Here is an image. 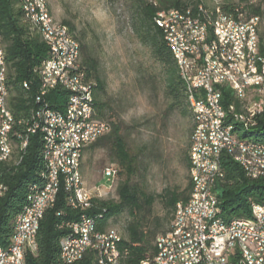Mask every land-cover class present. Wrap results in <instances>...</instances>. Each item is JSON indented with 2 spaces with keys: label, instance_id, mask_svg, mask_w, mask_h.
<instances>
[{
  "label": "bare ground",
  "instance_id": "obj_1",
  "mask_svg": "<svg viewBox=\"0 0 264 264\" xmlns=\"http://www.w3.org/2000/svg\"><path fill=\"white\" fill-rule=\"evenodd\" d=\"M19 6L22 17L31 28H35L41 41L48 49L47 57L42 61L39 68L42 72L38 75V89L34 98H43V92L51 94L55 90H62L67 93V97L62 110H54L48 121L49 110H51L48 99L43 101V105H35L31 117L26 121H19L22 125V134H17L16 139L21 141V150L28 145V139L33 134H40L42 141L41 157L45 164V173L43 181L40 184L29 188L26 203L21 212L14 220L13 232L10 240L5 247L15 249V264H25L28 256V239L17 241V230H21V223L24 222L26 214L33 208V203H37L42 196V204L34 208V214L31 216V227L34 231L33 255L37 253V233L40 223L46 211L53 208L58 196L59 183L51 181L50 166L52 163V150L61 146L63 142V154L65 162H58V171L65 173L62 188L66 192V202L75 211L80 214L75 220H69V224L64 227V243L59 240V259L63 264H76L81 261L87 253H94L96 257L95 264H109L110 256L107 253L112 251V264H120L121 253L119 250L120 241H113L108 237L110 232L114 238H121L114 229H107L105 232H98L96 221L93 217L85 214L91 207L92 197L85 190L83 179L80 172V163L78 149L83 153L84 149L90 146V140L85 132L89 130V109L91 102H94L93 94L95 85L86 77H80L79 66L80 45L73 37L66 26L54 20L48 7L47 0H19ZM200 12L204 13L202 7ZM218 13V12H217ZM205 14V13H204ZM159 23H167L169 16L172 15V21L178 22L179 28L186 29L185 44H192L196 38L203 32L206 38L200 39V46L204 47L205 58L209 70V79L200 77L198 73L204 70V62H201L199 51H192V58H187L182 54V47L175 46L170 37L176 36V28H168L164 31L161 24L156 25L162 30L164 41L175 60L179 77L183 82L187 93V104L193 122L192 132L189 140L188 176L191 184L190 194L186 201H179L175 205L173 219L170 229L164 234H176L177 225L190 223L194 232H202V229H209L212 213L220 208V203L215 193L216 184L222 181L224 173L221 169L223 157L229 158L245 173L249 179L264 178V166L253 163L251 150L247 147H237L224 152L219 140L221 139V127L223 126V141L233 142L241 141L245 144H253V147L264 148V143L253 142L250 136L255 127L245 123L242 119H248V115L253 112V105L237 103L239 101L238 91H245L244 74L246 71L253 70L252 75H246V82L259 80L264 76V57L259 51L258 26L259 17H250L247 20L241 18L233 19L231 16L221 15L214 19L207 18L201 21L198 17L191 16L188 10L181 12L178 10L161 11ZM221 20L247 22V26H253L255 42V52L253 38L249 36H238L239 49H226L223 46L224 32L221 26ZM226 33H233V26H226ZM258 61H262L261 69H258ZM51 66V76L49 65ZM43 79H50L43 84ZM197 81V84H195ZM25 89L28 88L23 83ZM227 87L230 90L233 101L231 108L222 105L221 88ZM205 89L211 99L205 96ZM219 89V92H218ZM73 92H83V96L74 98ZM33 98V100H34ZM8 90L6 86V60L5 49L0 36V130L4 128V118L7 120L6 132H1V142H5V155L0 156V164L10 158L12 152L11 132L14 119L7 108ZM264 111V106L260 108L259 115ZM234 112L235 114H233ZM33 123H36L33 124ZM66 123L69 127L66 128ZM65 133V139H64ZM250 133V134H248ZM247 135V136H245ZM250 135V136H249ZM207 145V148L196 146ZM244 154V162L237 164L239 155ZM210 158L211 170L205 162V157ZM249 163V166L246 165ZM202 184V187L200 185ZM7 188L0 184V198L5 194ZM85 192V196H84ZM256 211H264V206L253 204ZM191 210V213H190ZM202 215V217H201ZM253 209H251L250 219H233L232 226L243 227L244 230L257 229V222H253ZM218 223H231L222 219L218 215ZM78 225H88L89 233L102 239L97 244H88L81 250V257H71L77 241V232H73V227ZM63 228V223L59 226ZM241 244L246 250H254L253 239L250 237H241ZM158 255H163V264H176L177 252L167 250L166 241H157L156 254L151 260H156ZM240 258H243L241 245H234L230 251H224V260H230L229 264H239ZM150 260V261H151ZM150 261L147 264H150ZM256 264H264V261H258Z\"/></svg>",
  "mask_w": 264,
  "mask_h": 264
},
{
  "label": "trees",
  "instance_id": "obj_2",
  "mask_svg": "<svg viewBox=\"0 0 264 264\" xmlns=\"http://www.w3.org/2000/svg\"><path fill=\"white\" fill-rule=\"evenodd\" d=\"M206 1L132 0L131 2L132 33L139 43L149 48L151 56L164 69V94L169 101L168 110L171 112L180 111L183 115L189 113L190 119L185 86L179 77L175 60L164 41L162 30L154 21L155 15L161 11L184 12L188 10L191 16L198 17L201 21H206L208 17L214 19L219 14L242 20L253 16L261 19L264 16L261 5L253 4L250 0H222L213 7H209ZM200 7L205 11V14L199 11ZM31 27L22 17L19 0H0V36L5 49L7 108L14 119L11 132L13 150L10 158L0 164V184L7 188L5 194L0 198V247L7 246L10 240L14 220L26 203L29 188L41 184L45 173V164L41 157L40 134L30 136L28 145L23 150L20 147L21 141L15 138L17 134L23 132V127L18 125V122L28 120L36 107L33 98L38 89L37 72L42 61L48 55V49L41 41L37 30ZM70 28L73 29V27ZM73 36L80 43L81 40L79 41L75 34ZM258 41L260 54L264 57V36L259 35V32ZM79 45L81 57L83 47L81 43ZM84 63L81 61V66L89 80L95 65L92 61L90 64ZM96 80L97 85L93 94L96 114L99 119L109 124L110 129L107 134L88 148L108 150L115 163L124 169L127 179L119 183L115 189L117 203L93 199L91 207L86 210L85 214L94 218L97 231L102 233L110 228L109 220L121 213H126L131 220L125 226V236H121L120 264H147L156 254L155 239L163 220L169 223L168 228L163 231L166 233L170 229L175 205L179 201L187 200L191 190L190 180L188 177V184L183 190L165 188L162 193L157 195L147 194L137 184L129 182L131 175L137 171V160L126 147L125 141L119 134V127L110 123L106 118V105L99 96L103 85L98 79ZM23 83L27 84V89L23 87ZM221 92L222 105L225 107L233 101V98L227 87H222ZM66 97L65 91H53L48 99L50 108L62 110ZM257 122L258 125L253 129V134L249 136L253 142L264 143V111L258 116ZM192 127L191 119L190 134ZM188 149L189 140L184 150L187 173L189 169ZM221 169L224 178L216 184L215 193L222 210V219L226 222L231 219H250L251 203L264 206V178L254 180L247 178L242 169L227 157L222 158ZM66 196L67 194L62 188L53 208L44 214L36 238L37 253L27 256L25 264H63L59 259V240L66 231L58 230V228L64 219L75 220L80 215L79 211L73 210L67 204ZM156 199L162 202L165 216L161 219L155 218L151 228L145 230V224L141 220L143 219L142 215L150 212ZM58 212L62 213L60 217L56 215ZM95 260L94 253H87L76 264H95Z\"/></svg>",
  "mask_w": 264,
  "mask_h": 264
},
{
  "label": "rangeland",
  "instance_id": "obj_3",
  "mask_svg": "<svg viewBox=\"0 0 264 264\" xmlns=\"http://www.w3.org/2000/svg\"><path fill=\"white\" fill-rule=\"evenodd\" d=\"M221 1L207 0L206 3L213 7ZM47 2L54 20L66 24L71 34L81 40L82 63L94 62L95 68L89 80L95 86L96 79L102 83L103 90L99 96L106 105V118L119 127L126 147L137 160V171L129 182L153 195L162 193L165 188L183 190L189 177L184 150L190 140L191 119L189 113L183 115L180 111L168 110L164 69L151 56L149 48L137 41L131 30L132 0ZM250 2L260 4L264 12V0ZM259 20L258 32L264 36V16ZM109 165L119 170L118 178L110 189H100L101 171ZM80 172L84 188L92 199L117 203L115 189L127 176L108 150L84 149ZM164 216L162 202L156 199L150 212L140 219L148 230L155 218ZM130 220L126 213H121L109 220V229L125 236V226ZM168 226L169 223L163 220L156 236L164 234Z\"/></svg>",
  "mask_w": 264,
  "mask_h": 264
},
{
  "label": "built area",
  "instance_id": "obj_4",
  "mask_svg": "<svg viewBox=\"0 0 264 264\" xmlns=\"http://www.w3.org/2000/svg\"><path fill=\"white\" fill-rule=\"evenodd\" d=\"M200 11V10H199ZM159 16L155 15L157 24L163 26L164 31L168 28H176V36L170 37L171 41L175 46L182 47V54H186L187 58H192V51H199L201 54V62H204V70L201 72H194V58L193 59V73H198V79L200 77H207L209 83V70L211 68L207 67V60L205 58V48L200 46V39L206 38L203 32L200 36L192 42V44H185L186 29L179 28L178 22L172 21V15L169 16L167 23H159ZM221 17V14L218 15ZM255 17L256 20V16ZM221 26L224 32V42L223 46L226 49H239L238 36H249L253 38L255 60V42L253 26H247V22H240V20L228 21L221 20ZM226 26H233V33H226ZM73 59H81L74 58ZM262 61H258V69H261ZM51 76V66L48 63ZM80 77H87L86 72L82 66H79ZM253 70L246 71L244 74L245 91H238L239 101L237 103H243L246 105H253V112L248 115V119H242L245 123L250 126L256 127L258 125L257 119L259 116L260 108L264 106V76L260 77L259 80H253V82H246V75H252ZM42 72V68L38 69V75ZM50 79H43V84ZM197 84V81L196 83ZM219 92V89H218ZM51 94L49 92H43V98H34V104L39 106L43 105V101L49 99ZM74 98L78 96H83V92H73ZM205 96L211 99L207 94V89H205ZM223 101V100H222ZM234 104H227L226 108H231ZM89 109V130L85 132L86 137L90 140V145L95 143L98 139L103 137L109 132V124L97 117L94 102H91ZM1 113V111H0ZM235 114L234 112H232ZM53 114V108L49 110L48 121L50 124V116ZM237 115V114H235ZM238 116V115H237ZM36 125V123H33ZM69 124L66 123V128ZM7 120L4 118V128L0 130V156L5 155V142H1V132H6ZM35 135V134H33ZM65 139V133H64ZM221 147H223L224 152H229V149H235L237 147H247V150H251L253 156V163L256 165L264 166V148L253 147V144L241 143V141L225 142L223 141V126L221 127V139L219 140ZM200 148H207V145L196 146ZM79 163H81L82 151L78 149ZM58 162H65V154H63V142L61 146L52 150V163L50 166L51 181H56L59 183V190L62 189V181H64L65 173H60L58 171ZM205 162L208 166V171L211 170L210 158L205 157ZM245 163L244 154L239 155V160L237 164ZM249 166V163H246ZM119 170L113 166L109 165L102 169L101 171V184L100 189H110L116 179L118 178ZM223 179V178H221ZM202 187V184L200 185ZM42 196L37 203H33L32 210L26 214L24 222L21 223V230H17V241L20 239H28V256H33L34 242L33 235L34 231L31 227V216L34 214V208L42 204ZM85 196V192H84ZM250 208L253 209V222H257V229L244 230L243 227L232 226L231 223H218V215L222 214V210L218 209L212 213L211 221H209V229H202V232H194L190 223H183L181 221L180 225H177L176 234H159L155 239V246H157V241H166L167 250H173L177 252L176 264H229L230 260H224V251H230L231 247L234 245H241V251H243V258H240L239 264H256L258 261H264V211H256L253 203H251ZM191 213V210H190ZM62 213H56L57 216H61ZM66 217V216H64ZM202 217V215H201ZM66 224H69V218L63 220V228H58V230L64 231ZM73 232H77V241H75V249L72 256L65 258L69 260L71 257H81V250L85 248L88 244H97L101 242L102 239H98L96 235L89 233L88 225H78L73 227ZM65 237V234H64ZM108 237H112L113 241H121V238H114L112 232ZM241 237H250L253 239L254 250H246V247L241 244ZM64 243V239L60 240ZM16 249V246H15ZM15 249H0V264H15L16 256ZM121 253V251H120ZM110 256V263L112 264V251L107 253ZM122 256V253H121ZM163 255H158L156 260H151L150 264H163Z\"/></svg>",
  "mask_w": 264,
  "mask_h": 264
},
{
  "label": "crops",
  "instance_id": "obj_5",
  "mask_svg": "<svg viewBox=\"0 0 264 264\" xmlns=\"http://www.w3.org/2000/svg\"><path fill=\"white\" fill-rule=\"evenodd\" d=\"M81 175H82V173H81Z\"/></svg>",
  "mask_w": 264,
  "mask_h": 264
}]
</instances>
